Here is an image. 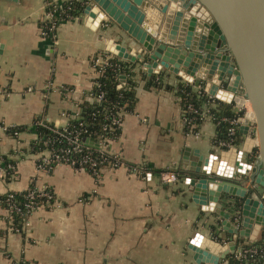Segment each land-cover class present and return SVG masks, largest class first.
<instances>
[{
    "label": "crops",
    "instance_id": "obj_1",
    "mask_svg": "<svg viewBox=\"0 0 264 264\" xmlns=\"http://www.w3.org/2000/svg\"><path fill=\"white\" fill-rule=\"evenodd\" d=\"M68 1L58 4L66 6ZM46 9L45 0H0V122L25 128L17 138L0 132V154L9 155L17 144L19 149L10 155L17 161L16 174L9 180L0 176V193L33 185L48 188L54 196V202L37 207L19 231L0 207V264H205L193 259L189 244L208 246L218 220L224 239L222 221L239 223L233 215L217 214L215 209L222 206L206 196L195 200L190 174L182 173L198 162L215 169L214 157L219 160L229 150L214 143L212 118L193 130L182 124L176 96L180 76L162 68L165 77L159 86L135 76V104L123 114L111 151L143 173H130L125 166L102 167L96 177L67 164L38 167L41 153L31 146L34 120L65 126L79 112L78 104L89 100L97 76L91 59L101 52L115 55L110 51L115 43L138 49L111 19L94 24L82 12L60 20L54 38L44 37L40 25ZM63 87L70 91L63 92ZM243 161L253 166L256 162L249 156ZM161 170L176 172L177 182L161 184ZM244 180L240 186L254 187L252 171ZM260 239L253 234L237 238L234 251ZM217 242L210 249L213 255L224 249ZM219 264L228 263L219 258Z\"/></svg>",
    "mask_w": 264,
    "mask_h": 264
},
{
    "label": "water",
    "instance_id": "obj_2",
    "mask_svg": "<svg viewBox=\"0 0 264 264\" xmlns=\"http://www.w3.org/2000/svg\"><path fill=\"white\" fill-rule=\"evenodd\" d=\"M83 1L82 13L88 20L95 24L111 19L137 44L138 49L127 50L115 43L110 51L143 62V73L151 75L164 68L228 103L235 92L249 100L253 113L241 117L238 129L244 135L242 147L226 151L219 160L215 156V169L198 162L196 168L182 172L190 174L195 200L206 196L207 201L225 204L215 212L227 218L233 215L239 224L222 221L233 237L219 245L224 249L216 255L210 250L213 239H209L210 247L191 242L189 248L197 263L219 264V258L235 250L237 238L249 239L253 234L264 240V0ZM247 119H253L255 126H249ZM253 148L258 149L254 166L243 161ZM251 171L256 193L239 185ZM236 198L242 200L240 210L227 209Z\"/></svg>",
    "mask_w": 264,
    "mask_h": 264
},
{
    "label": "trees",
    "instance_id": "obj_3",
    "mask_svg": "<svg viewBox=\"0 0 264 264\" xmlns=\"http://www.w3.org/2000/svg\"><path fill=\"white\" fill-rule=\"evenodd\" d=\"M64 5H69L71 10L69 9V13L72 15L80 14L83 10L84 5L78 0H70L68 2H64ZM107 57V63L99 64L98 67H95V70H100V74L95 77L93 81V86L89 94L94 93L97 94L103 91V99L94 102L89 100H83L79 103L80 112L74 118L69 119L66 124V129L68 131H73V133H77L78 136L83 140L86 138H95L96 134H101L111 136L112 139H118L121 130L119 128H110V117L113 115H117L118 112L128 113L132 111L135 104V76L140 75L142 78L148 77V81L150 85L159 86L162 83V78L165 77L164 72H159L151 75H146L145 73L140 71L139 68L142 67V63L140 61H129L124 58L118 57L116 55H112L106 52L97 53L94 57ZM139 67V68H138ZM123 72L126 75V83L127 86L125 88H117L116 87V76L118 73ZM184 91V93L182 92ZM200 91V93H198ZM196 91L191 88V86L187 82H181L176 86V94L179 96H187L189 100L194 104L195 107H200L204 102H208V105L211 106V114L213 115V122L215 123V137L214 142L229 141L232 138V142L234 145L239 146L243 140L244 135L239 132V127H235V134L233 136L229 135L230 124L225 121H220V118L227 117L229 119H235L236 121L243 116L242 111H236L233 108V103H228L221 99L215 97H208L206 93L203 92L202 88ZM202 121H197V123H201ZM238 123V121H237ZM236 123V124H237ZM239 124V123H238ZM237 124V125H238ZM105 128L103 129V127ZM236 126V125H234ZM19 131L25 129L24 127L18 126ZM34 131L36 132V139L31 144L33 152H42L44 150H48L51 148H57L62 145L63 141H59V137L56 133L45 129L42 126L34 127ZM57 139L54 143H51L50 140ZM92 150V156L96 158L97 168L106 167L109 165V160H102L100 158V154L93 150V148H89ZM14 152L11 150L9 155L0 154V167L6 166L10 164L11 167L7 169V173L4 176L6 180L11 179L16 174V160L12 159L10 155H13ZM258 155V149L253 148L252 153L249 155V161L254 162ZM72 157L79 158L80 153H72ZM34 189L33 185H30L27 189L22 191H7L5 193H0V207L2 209H8L9 204L13 205V210L10 212L11 215V225L14 228L20 229L22 224L29 214V209L26 207V204H32L33 206H50L54 202V196L52 191V197L47 203L46 197L39 196L35 194L33 198H29V192ZM249 192H256V189L249 188ZM241 198H236L234 201L231 200L229 204H227V209H235L236 211L240 210ZM222 205V204H221ZM225 207V204L222 205ZM7 219V217H6ZM217 226H212V237L214 240L218 242H223L229 240L233 237V234H229L223 231V235L226 239L220 237V229L218 226L220 225V220H218ZM257 242V241H256ZM263 243L264 240L260 239L257 243ZM245 244V243H243ZM225 260L228 264L235 263L236 261L233 259V254H228L225 257ZM14 264H28L24 261H18Z\"/></svg>",
    "mask_w": 264,
    "mask_h": 264
},
{
    "label": "built area",
    "instance_id": "obj_4",
    "mask_svg": "<svg viewBox=\"0 0 264 264\" xmlns=\"http://www.w3.org/2000/svg\"><path fill=\"white\" fill-rule=\"evenodd\" d=\"M45 4L47 5V9L45 11V15L42 19V23L40 25V32L41 35L44 37H55V30L57 27V23L67 17H70L71 14L69 13V9L71 10L69 5L63 6L58 4V0H45ZM107 63V57H93L91 59L92 66L97 68L99 64H105ZM97 76L100 74V70H95ZM116 87L117 88H125L127 86L126 83V75L123 72H120L116 76ZM184 82V81H181ZM187 82L193 90L198 91L200 87L202 88L203 92L206 93V95L210 97H215L214 95L210 94L208 91H206L202 86L198 85L195 86L193 83ZM63 92H69L70 89L68 87L62 88ZM184 93V91L182 90ZM200 93V91H198ZM103 91L94 94L91 92L87 97L89 98V101L98 102L103 99ZM177 98L179 100L180 110H181V122L185 126V128L193 130L196 128L199 123L197 121H203L205 118H213V115L211 114L210 107L208 105V102H204L200 107H195L194 104L189 100L187 96H179L177 95ZM216 98V97H215ZM249 100L242 95L239 92H235L232 97V103L233 108L236 111H242L243 116L245 117L248 112H251L252 108L249 106ZM79 112H80V106ZM75 115L77 116L78 113ZM123 112H118L117 115H113L110 117V128H119L121 130L122 125V118H123ZM241 117L237 120L235 119H229L227 117L220 118V121H225L230 124L229 129V135L233 136L235 134V127L238 128L241 124L240 122ZM238 125H237V124ZM247 124L249 126H255V121L253 119H247ZM236 125V126H234ZM37 126H42L45 129H48L49 131L56 133L59 137V141H63L61 143L62 145L58 146L57 148H51L48 150H44L40 155V158L37 161V165L41 169H50L56 164H67L79 168L86 169L91 174L95 175L96 177L99 176L100 170L102 167L97 168V161L96 158L92 156V150L89 148H93L94 151L100 154V158L102 160H109V165L106 167L110 168H116L119 166H125L127 170L130 173H143L142 170L138 169L137 167H133L131 165H127L123 162V160L119 157L118 154H115L111 151V144L115 141L111 138V136L107 135H101L96 134L95 138H88L91 139L93 142L92 144H89L85 142V140L81 139L77 133H73V131H68L66 129V125L63 127H56L51 125L49 122H47L45 119L37 117L33 122V128ZM105 126L103 127V129ZM6 132L10 136L17 138L20 131L18 129V126L16 125H6L3 122H0V132ZM196 133V132H195ZM57 139L50 140L51 143H54ZM215 144L220 145L223 148H226L227 150H231L234 147H237L232 142V138L229 139V141H219L214 142ZM18 144L13 148V152H17ZM72 153H80L79 158H74L71 156ZM13 168L10 164H7L6 166L0 167V176L4 177L7 173V169ZM138 174V175H139ZM158 180L161 184H173L176 183L178 180V175L176 172L172 170H161L158 172ZM48 188L43 189H37L34 187L33 190L29 192V198H33L35 194H38L39 196L46 197L47 203L52 197V193L50 192ZM51 205V204H50ZM26 207L29 209V214L26 216L21 229H25V227L28 225V217L29 215L38 207L33 206V203L26 204ZM5 212V216L9 218V222L11 223V215L10 212L13 210V205L9 204L8 209H3ZM17 231L20 229L15 228ZM225 242L224 244H226ZM223 245V243H222ZM231 254H233V259L236 261L235 263L231 264H264V244L259 242H246L245 244H242V246L237 249L236 251H233ZM226 261V260H225ZM227 262V261H226Z\"/></svg>",
    "mask_w": 264,
    "mask_h": 264
},
{
    "label": "rangeland",
    "instance_id": "obj_5",
    "mask_svg": "<svg viewBox=\"0 0 264 264\" xmlns=\"http://www.w3.org/2000/svg\"><path fill=\"white\" fill-rule=\"evenodd\" d=\"M180 79H181V81H184V82L186 81V80H184L183 78H180ZM178 80H179V78H178ZM249 106H250V105H249ZM250 113L252 114V112H249V114H250ZM241 147H242V146H241Z\"/></svg>",
    "mask_w": 264,
    "mask_h": 264
},
{
    "label": "bare ground",
    "instance_id": "obj_6",
    "mask_svg": "<svg viewBox=\"0 0 264 264\" xmlns=\"http://www.w3.org/2000/svg\"><path fill=\"white\" fill-rule=\"evenodd\" d=\"M249 102V101H248ZM249 105H250V107H251V104H250V102H249ZM253 113V112H252ZM250 115V114H249Z\"/></svg>",
    "mask_w": 264,
    "mask_h": 264
}]
</instances>
